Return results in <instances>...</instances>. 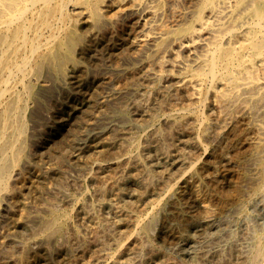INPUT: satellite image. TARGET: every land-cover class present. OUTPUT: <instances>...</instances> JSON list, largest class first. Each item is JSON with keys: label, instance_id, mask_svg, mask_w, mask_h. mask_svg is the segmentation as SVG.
<instances>
[{"label": "rangeland", "instance_id": "1", "mask_svg": "<svg viewBox=\"0 0 264 264\" xmlns=\"http://www.w3.org/2000/svg\"><path fill=\"white\" fill-rule=\"evenodd\" d=\"M110 16L94 29L70 24L66 33L75 30L81 38L64 70L35 75L40 80L27 118L34 154L13 164L14 174L27 183L20 195L27 220L19 229L23 234H13L8 222L0 227L12 234L0 238V264L22 256V247L34 239V264H195L192 253L203 241L226 238L231 229L235 234L227 239L245 241L250 250L264 234V202L252 195L259 185L250 177L254 151L245 121L226 124L229 110L207 91L201 105L193 104L195 97L184 88L188 72L169 63L168 41L159 40L163 51L157 55L136 42L146 32L137 18L116 17L114 11ZM54 212L70 217L61 233L48 237L44 220ZM180 243L186 244L184 255L175 250ZM245 248L236 251L227 243L210 264H264L251 262Z\"/></svg>", "mask_w": 264, "mask_h": 264}, {"label": "bare ground", "instance_id": "2", "mask_svg": "<svg viewBox=\"0 0 264 264\" xmlns=\"http://www.w3.org/2000/svg\"><path fill=\"white\" fill-rule=\"evenodd\" d=\"M175 1L0 0V205L3 204L5 206L4 210L0 212V227L8 222L12 226L13 234H19L22 233L19 232V229L26 225L27 216L24 206L27 203L24 204L20 200H22L21 193H24L21 191L26 188L27 183L22 181L23 177L21 178L19 174H14L15 169L13 170V164L19 159L29 162L32 160L34 154L30 149L27 118H29L32 110L31 96L33 87L40 80L37 81L35 75L47 69L51 70L56 68L59 71L64 70L66 62L70 61L72 57L74 46L81 38L75 30L66 33L70 24L73 22L81 23L82 25L89 24L94 29L102 23L109 22L108 19L111 17L113 19V16H110L112 11H114V16L116 17L127 15L138 19L140 25L138 27L146 31L140 34V36L138 35L139 38L136 37V39L138 38L137 40L135 39L138 45L140 44L146 48L150 47L152 51L160 55L162 48L160 47L159 40L165 39L168 41L164 50L170 52L172 55L169 63L177 71L179 68L186 73L188 72V75L184 79V88L192 92L191 97H195L193 104L200 103L199 98L203 97L207 91V93L209 92L212 95L219 108L229 110L228 117L226 114V124L231 125L237 119H243L245 121V129L252 134L251 143L253 150L251 151H254L251 157L253 161L252 167L249 166L252 168L250 177L254 181V184L256 183V186L259 185V188L252 192V195L261 199L260 202H264V0H182V4L179 3L181 0L177 2L179 4H176ZM166 19L170 21L172 24L171 27L173 28L169 32H164L163 29ZM134 29H137V27ZM142 54L144 55V53ZM144 58L146 60V57ZM164 62L161 61V65ZM155 74L157 73L155 72ZM202 108L204 109V107ZM211 121L214 120L212 119ZM243 129L242 131H244ZM245 136L244 138H246ZM244 165L247 166L246 163ZM242 174L244 173L242 172ZM35 183L38 182L35 180L29 185L33 186ZM29 185L28 189L31 188ZM247 189L250 190V186ZM258 211H260L259 208ZM237 215L236 217L238 218ZM69 217L66 213L54 212L50 217L46 218L44 220L46 235L52 237L61 233ZM234 227L236 229V226ZM251 229L253 230V228ZM26 231L30 234L32 232L30 228ZM244 231L246 232V230ZM10 234L11 231L4 233L0 229L1 240ZM232 234H235V231L231 229L228 235L226 233V238L224 236L214 238L211 241H203L201 246L192 253L194 255L192 257L194 260L193 263L210 264L211 259L217 260V258L221 257L227 243H230L236 251H239L240 248H245L243 245H247V242H242L237 240V238L227 239ZM249 235L250 237L252 236L251 234ZM35 242H38L37 239L27 242L22 247V256L11 261L10 264H34L37 253L34 251L32 244ZM175 247L177 254L184 255L185 243L177 244ZM248 247L250 250H246L245 248V253H249L250 251L248 257H251V262L258 260L264 262V234L254 239V242ZM246 259L244 258L243 260Z\"/></svg>", "mask_w": 264, "mask_h": 264}]
</instances>
